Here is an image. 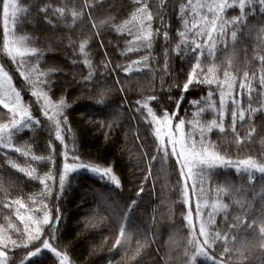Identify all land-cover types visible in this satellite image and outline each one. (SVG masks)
Instances as JSON below:
<instances>
[{
	"label": "trees",
	"instance_id": "trees-1",
	"mask_svg": "<svg viewBox=\"0 0 264 264\" xmlns=\"http://www.w3.org/2000/svg\"><path fill=\"white\" fill-rule=\"evenodd\" d=\"M147 2L154 14L153 30L160 28L161 31L150 49L137 48L126 29L117 30L125 21L131 20L138 7L134 0H18L15 36L24 37L29 48L39 50V58L28 57V62L44 73L39 80L43 81L42 90L47 97L52 101L65 100L63 116L67 123L61 125L64 138L61 143L55 138L54 122L48 119L52 131L39 113L42 106L36 102L31 115L39 123L23 129L13 139L14 145L28 150L29 155L25 157L10 149H0V234L6 232L18 244L21 242L23 224L17 218V206L11 202L21 199L36 212L41 206L32 201L42 199L43 189L38 179L29 178L7 161L11 159L25 169L32 167L37 176L43 177L50 169L53 172L62 169L63 153L67 151L69 162L75 154L79 157L77 163L111 166L121 187L116 188L108 177L77 169L68 174L65 188L60 191L56 176L57 187H53L45 198L47 209H44L50 213L52 221L43 226L41 239L49 238L51 233L50 243L67 254L69 264H187L185 252L190 256L193 249L188 243L191 228L185 219L189 212L185 203V180L170 150L168 156L157 151L158 142L152 125L144 119L147 113L138 111L140 105L136 102L155 96L157 99L149 101L154 111L157 114L165 109L170 114L176 112L174 124L179 119L192 121V124H185L184 131L198 140L195 135L200 136L201 126L214 118L219 121V91L215 84L196 83L187 91L183 90L188 73L196 63L195 53L190 50L186 55L169 51L168 69H164L165 47L175 48L180 39L178 32L184 30L181 17L187 18L189 27L194 19L190 7H186L184 13L180 12V6H187L188 0H163V5L161 0ZM197 2L211 3L213 0H192V4ZM41 7H47V11L41 12ZM58 8L65 10L63 16L55 11ZM72 11L80 13L75 21ZM201 11L211 17L206 9ZM240 15L238 5L221 13L226 20ZM165 27L169 32L167 45L162 36ZM231 30L229 27L224 43H217L215 56H209L207 48L203 50L200 57L203 72L206 75L214 64L216 75L223 79V71L231 61L229 71L237 78L233 95L241 93L237 96L241 108L251 107L257 111L251 117L246 111L244 121L237 118V131L233 133L229 101L224 117L225 132L213 128L204 135L217 151L233 161L251 156L264 162V95L259 83L264 74L261 72L264 65L259 60L264 56V10L258 2L251 8L246 4L243 24L237 28L235 41ZM188 35L191 37L192 34ZM81 43L85 44L83 52ZM143 57L148 59L144 61ZM135 60H142L139 70L133 65L132 71L125 73L123 69ZM7 71L15 84L22 83L15 67H8ZM245 71L249 72L253 87L250 94L239 88ZM209 90H213L216 109L206 105ZM25 93L22 91L21 95L27 100ZM202 108L204 110L200 111ZM10 118L8 110L0 105V123H6ZM33 155L41 159L33 160ZM197 184L199 187L198 181ZM141 187L144 191L137 196ZM203 187L204 200L209 207L203 209L201 219L207 222L210 205L219 198L229 205L228 222L237 216L243 221L238 228L229 230L224 214L219 213L214 217L215 224L210 225L219 227L222 233L228 232V246L232 248L228 264H264V249L259 247V225L245 227L264 211V178L261 174L255 173L254 180L249 182L246 176L237 175L233 167L218 168L210 180L205 178ZM221 187L227 190L218 192ZM132 200L137 203L132 205ZM6 203L11 207H4ZM42 214L41 211V218ZM57 214L58 221L55 220ZM9 224L13 227L9 228ZM121 227L125 230L123 237H120ZM198 231L199 227H196L195 234L198 235ZM118 237L119 245L116 244ZM245 239L251 248L246 253L247 258L241 260L232 246H239ZM39 244L40 241H35L28 248L10 247L9 261L20 264L26 252ZM224 246L223 240L217 241L208 249L209 255L221 259ZM228 257L225 253L224 259ZM25 264H59V259L42 248L40 254L27 258ZM197 264H212V261L198 256Z\"/></svg>",
	"mask_w": 264,
	"mask_h": 264
},
{
	"label": "snow or ice",
	"instance_id": "snow-or-ice-1",
	"mask_svg": "<svg viewBox=\"0 0 264 264\" xmlns=\"http://www.w3.org/2000/svg\"><path fill=\"white\" fill-rule=\"evenodd\" d=\"M258 2L259 7L264 10V0H238L240 16L233 17L231 20H226L221 16V13H224L226 9H231L234 7V4L229 3V0H213L211 3H199L192 4V0H188V5H181L180 12L184 13L186 7L191 8L190 15L194 16V19L191 22V26H188V20L185 17H181L184 30L179 31V42L176 43L175 48L169 49L165 47V62L164 69H168V54L169 51H174L177 55L187 54L190 50L192 53H195L196 63L192 65L191 71L188 73L187 82L183 84V90L187 91L189 86L193 83L196 84H207L209 86L215 84L219 91V108L217 114L219 116V121L215 118L210 121L206 126L200 127V138L196 140L192 135L186 134L184 131L185 124H192V121H186L185 119H179L175 124L173 123L174 117L177 113L172 112L171 114L168 110H163L160 114H157L154 111L153 107L149 105V101L157 99L155 96H149L143 100H138L136 103L140 105L138 111L146 112L147 115L144 117L146 123L152 125L153 134L155 135L156 141L158 142L157 151L162 153L164 156L170 154L176 157V163L180 166V175L185 180L184 184V195L186 197L185 203H187V195L189 184L188 181L192 180L191 191L193 195L198 197V200L202 199L205 195L204 191V181L205 178L211 179L214 175V172L218 168H228L233 167L237 175L246 176L249 182L253 181L255 178V173H260L262 178H264V162L258 161L253 157L249 156L245 159H239L233 161L231 158L222 155L215 146L206 138L204 135L205 131H211L213 128H218L221 133L225 132L224 117L226 112L227 104L231 103V129L233 133H236V123L237 118L240 121L245 120L246 111L249 112V117L252 113L257 111L256 108L244 109L241 108L240 100L237 99V96L241 93H237L236 96L233 95L234 86L236 84V76L232 71H229L231 68V61L229 65L223 71V79H220L216 75V66L208 68V72L205 75L203 72L202 61L200 59L203 55V50L207 48L209 56H215L217 43H224L225 37L229 30H231V37L233 41L237 38V28L239 25L243 24V14L245 12L246 4L251 8ZM134 4L138 5L135 8V11L131 15L130 21H125L124 24L118 27V31L127 30L128 34L133 37L132 43L136 45L137 48H148L150 49L152 43L157 35H161L160 28L153 30L152 23L154 20V14L150 10V5L147 0H134ZM161 5H163V0H161ZM0 8H2L4 29H3V49L9 57L12 58L13 62H16V58L20 57V62L17 63V70L20 72V75L25 78L29 83L33 84V90L31 94L34 97H37V102L41 98L45 101V107L42 109L44 115L48 117L49 120L53 121L55 124L56 132L55 138L61 143H63V136L61 135V125L67 123V118L63 116V110L66 107V102L63 98L59 101H52L46 95L40 91L35 90V84L39 81V76L44 75V73L39 72L35 65H27L26 57L35 56L39 58V50L35 47L29 48L25 43V38H17L13 32L9 30V14L11 9V14L13 18L15 17L17 11H19L15 0H0ZM206 9L207 13L211 14L209 17L208 14H205L201 10ZM41 12H46L47 7H41L39 9ZM60 13L61 16L64 15V9L58 8L55 10ZM73 21L80 16L79 12L72 11L71 13ZM161 23H163V14L160 13ZM103 23V22H102ZM96 25L93 24V27ZM191 33V37H189ZM165 44L169 43V32L165 27V30L162 33ZM190 40V48H189ZM183 45V47H182ZM85 44L81 43L80 50L83 52ZM132 50L131 48L129 49ZM199 50V51H198ZM148 57H143L142 60L146 61ZM142 60H135L131 65L125 67L123 71L129 73L132 71V66L135 65L137 70L142 63ZM259 60L261 64L264 65V56H260ZM261 72L264 73V67L261 68ZM31 73L37 74V81H32ZM91 75V74H90ZM203 76V78H201ZM254 76V74H253ZM261 86V94L264 95V74L261 75L259 80ZM239 88L247 93L253 91L251 80L249 79V72L245 71L243 78L239 82ZM213 90H209L206 100V105L209 108L216 109V104L212 100ZM249 102H251V97H249ZM0 105H3L5 109L8 110V113L11 114V118L6 123H0V149H10L16 153H21L25 157L29 155V151L21 147H17L13 143L14 136L19 134L23 129L30 128L35 124H38V120H34L30 114L29 107L24 105L21 98L20 91H17L12 87V77L5 70L3 66H0ZM179 108V101L177 102V109ZM204 109H200L203 111ZM63 117V119H60ZM150 118V120H149ZM252 131H255L253 128ZM251 136V132H249ZM237 143L240 142V137L236 136ZM51 148L52 145L50 144ZM33 160H39L40 157L32 156ZM51 159V157H49ZM153 160L156 159L155 156L152 157ZM64 163L62 169H57L53 172L51 169L48 174L43 177L37 176L34 168L29 167L27 169L20 167L14 163L11 159L7 162L11 164L12 168L17 169L18 171L24 173L31 179H38L39 183L43 186V189L40 193L42 199L33 200L32 204H38L41 207L37 209L36 212L32 211L30 205H26L21 199H15L11 202L17 206L16 215L20 222L23 224V239L18 244L16 240L12 239L6 232L0 234V264H15V261H9V249L11 248H28L29 244H32L35 241H40L39 245H34L33 250H28L23 258L20 260V264H25L27 258L35 257L40 254L41 249H47L55 257L59 259V264H69V258L66 253H63L57 249L50 239H52V234H49V238L41 239L43 233V226L48 225L52 221V217L47 209V203L45 198L51 191L53 187H57L55 184L56 176H58V189L63 191L65 188V182L70 172H74L77 169H85L94 174L100 175L103 177H108L110 181L115 185L116 188L121 187L120 180L113 172L111 166H100L98 164L90 163H77L79 157L73 154L71 156V161L69 162L68 152L63 153ZM54 163V161H53ZM186 169V171H185ZM196 179H193V178ZM52 181L53 183H48ZM199 182V187L197 184ZM226 188H218V192H225ZM143 187L139 188L137 191V196L143 192ZM264 191V189H262ZM264 199V197H262ZM239 203V201H236ZM132 205L137 203L136 200H132ZM11 204L6 203L4 207H11ZM203 205L209 207L207 200H203ZM211 212L208 214V220L205 222L203 219H200L202 216L201 203L196 204L195 214L199 222V231L198 235L196 233L195 225L192 223V211L189 210L185 219L188 221L191 231L189 233L190 239L188 243L192 246V253L189 256L188 252H185V256H188L187 264H197V257H205L206 260L212 261V264H228V261L232 258L231 251L232 248L228 246V232H223L219 227L212 228L210 225L215 224V215L219 213L224 214L226 221L227 229H236L238 228L243 221L240 216H237L233 221L228 222V208L229 205L224 203L221 199L217 198L213 200L210 205ZM24 209L25 212L21 213L20 210ZM42 211V218L40 213ZM59 209H57V213ZM243 214V213H242ZM55 220H59V215L57 214ZM259 225V237L260 244L259 247L264 249V211L261 212L260 216L253 220L251 224L245 225L246 228H253L254 225ZM9 228L13 227L11 224L8 225ZM19 231V229H17ZM125 230L123 227L120 229V237H123ZM202 238V239H200ZM223 240L224 248L221 253V259H216L214 256L209 255L208 249L217 242ZM233 240L235 237L233 236ZM121 243L120 238L116 239V244ZM236 253L238 254L239 259H246V253L250 251V242L248 240H241L239 246L233 245ZM228 253V259H224V254Z\"/></svg>",
	"mask_w": 264,
	"mask_h": 264
},
{
	"label": "rangeland",
	"instance_id": "rangeland-1",
	"mask_svg": "<svg viewBox=\"0 0 264 264\" xmlns=\"http://www.w3.org/2000/svg\"><path fill=\"white\" fill-rule=\"evenodd\" d=\"M15 3L19 7L18 0H15ZM229 3H232L234 5H238V0H229ZM18 12L19 11H17V13ZM17 13H16V15H17ZM16 15L13 18L12 14H11V9H10L8 27H9V30L11 32H13V33H14V26H15ZM3 29H4L3 13H2V8H0V66H3L6 71H7V68L8 67L9 68L10 67H15L16 70H17V63L20 62V59L21 58L20 57H17L16 58V62L14 63L13 60H12V58L9 57L7 55V53L4 51V49H3ZM14 35H15V33H14ZM25 60L27 61V65H30V63L28 62V60H29L28 57H26ZM18 73H19V76H20V78L22 80V83H20L18 81V84H15L14 81H13V79H12V87H14L17 91H20V93L22 91H26V93L24 95L26 96L27 100H24L23 99V95H21V98H22L23 104L24 105H27L29 107V111H30V114H31V112L33 111V109H34V107L36 105V102H37V97H34L31 94V92L33 90V84L32 83H29L27 80H25V78L20 75V72L19 71H18ZM31 79H32V81H37V74L36 73H31ZM39 81H41V80H39ZM27 88H30L29 91H28ZM35 90L36 91H40L44 95H46L44 93V91L42 90V83L37 82L35 84ZM37 104H38V102H37ZM40 105L42 106V109L45 107V101L43 100V98H41L40 101H39V106ZM42 109H41V111L39 113H41L40 114L41 117L46 121L45 123L47 124V126H49L50 129H52V127L50 125V121L48 120V117H46L44 115ZM52 131H53V129H52ZM195 137H198V140L200 138L199 135H195ZM185 171H186V169H185ZM193 179H196V178L194 177ZM192 182H193L192 180H189L188 181V184H189L188 195L189 196H187L188 197L187 198V204H188L189 210L191 209V211H192V223H193V225H195V228H196V227H199V222H198L197 217H196V214H195L196 204L198 202L201 203V211H202V214H203V209L205 208V206L203 205L204 197L202 199L198 200V197L196 195H193V193L191 191V184H192ZM201 218H202V216L200 217V219Z\"/></svg>",
	"mask_w": 264,
	"mask_h": 264
}]
</instances>
